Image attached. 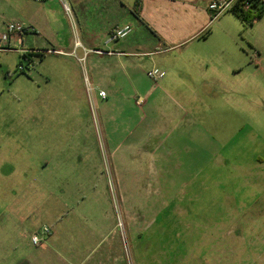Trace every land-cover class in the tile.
<instances>
[{"label": "rangeland", "instance_id": "rangeland-1", "mask_svg": "<svg viewBox=\"0 0 264 264\" xmlns=\"http://www.w3.org/2000/svg\"><path fill=\"white\" fill-rule=\"evenodd\" d=\"M25 1L0 0V36L23 11ZM66 2L67 35L75 44L86 33L85 16L71 0ZM254 25L243 23L233 11L214 19L203 57L217 72L187 78L177 71L176 79L181 80L175 88L186 92L188 102L174 90L163 94L158 83L156 91L163 95L154 111L145 106V96L137 94L133 103L139 99L142 103L137 108L128 103L122 118L116 107L108 105L106 111L88 63L77 61L83 46L70 48L72 56L40 53L30 69L23 54L25 49L41 48L39 42L0 46L1 243L16 247V256H32V237L39 236L41 244L46 228L56 227V217L64 219L61 229L73 231L106 229L111 218V229L123 238L126 264H136L137 240L131 237L139 233L145 236V249L138 254V263L149 264L153 242L160 249L161 264H166L169 242L161 236L179 225L168 217L196 220L188 225L213 229L219 217L215 201L230 195L232 188L246 187L235 172L255 175L254 171L264 170V26ZM144 32L135 29L128 40L151 38ZM169 59L136 57L130 82L151 89L155 83L147 72L155 67L164 70L160 64ZM22 64L26 72H19ZM169 73L163 80L173 75ZM118 81L126 82L124 76ZM110 116L118 120L112 127L128 121L134 137L141 131H136L138 123L145 121L146 128L153 120L157 133L152 140L159 144L156 156L123 152L119 172L112 149L124 136L114 128L112 134L108 131ZM180 165L185 177L192 172L193 184L185 190ZM249 180L254 182L255 177ZM236 196L244 198L243 193ZM183 224L177 229L185 230Z\"/></svg>", "mask_w": 264, "mask_h": 264}, {"label": "crops", "instance_id": "crops-1", "mask_svg": "<svg viewBox=\"0 0 264 264\" xmlns=\"http://www.w3.org/2000/svg\"><path fill=\"white\" fill-rule=\"evenodd\" d=\"M71 1L73 7L79 9L85 16L86 33L83 39H78L75 44L73 36L67 35L65 25L67 10L63 1H25L23 11H20L13 21H21L26 26L22 45L30 42L41 44V48L25 49V51H35L27 61L29 64H34L38 54L43 52L44 55L72 56L75 47L83 46L85 51L77 61L81 63L80 59L85 58L84 63H88L96 87L107 92L106 98L101 97L105 109L108 105L116 107L120 111L121 118L125 107L131 101L133 103V96L137 94L145 96V106L150 110L159 101V95L166 94L170 90H174V94H177L182 102H188L189 98L185 97L186 92L175 88L181 80L179 77L176 79L177 71L179 75H185L187 78H194V75L202 78L200 73L203 74L204 71L217 72V67L211 64L210 59L203 57L209 49L207 45L209 36L214 32V29L210 28L214 15L209 10L211 0H142L140 7L136 4L137 0H134V4L128 0ZM261 2L264 4V0ZM50 3H54L56 7L50 6ZM137 7L138 15L134 13ZM257 22L261 23V28L264 26V14L251 26ZM97 23L98 28L95 29ZM126 25L132 27L129 36L135 29H141L151 33V38L128 40L127 37L119 42L107 43L113 30ZM12 42L19 44V38H14ZM56 44L60 49L55 47ZM48 45L53 47L47 48ZM70 48L73 49L72 52ZM96 50L104 53H97ZM163 55L171 59L168 63L160 65L165 68L164 70H168V73L165 71L166 76L170 74L169 72L173 74L167 81L163 80L165 76L158 82L162 83L161 91L165 93L156 91L158 83L153 84L149 89L142 84L139 85L140 83L130 82L129 70L135 65L136 57H148L153 60ZM120 76H124L126 82L118 81ZM182 83L186 88H192L187 81ZM192 93L195 94L193 91ZM136 105L137 102L133 103L135 108ZM171 117H169L170 121H172ZM107 120L108 131L111 134L114 128L116 134L120 133L124 136L122 140L119 137L118 144L112 149L113 159L118 162L119 172L121 160L124 158L123 152L137 151L151 157L156 156L159 144L155 146L152 140L157 133L153 120L146 128L145 121L137 124L136 131L141 129L137 137H134L136 132L129 131L128 121L125 123L126 121L122 120L120 128H117L112 127L113 122L118 121L117 118L114 120L110 116ZM109 143L115 141L110 139ZM158 158L160 159V156ZM179 169L183 175L185 170L181 165ZM191 173L185 174L186 177L183 175L184 190L193 184ZM254 174L247 170L235 172V176L246 181V187L243 190L238 187L232 188L230 195L225 193L226 195L215 201L219 217L213 229L202 224L198 227L188 225L196 223V220L193 222V220L180 219L175 215L174 220L170 219L171 216L168 217L170 221L179 225L175 230L168 231L166 236H161L167 238L169 242L166 264H264V170L254 171ZM252 176L255 177L254 182L249 180ZM242 193L244 198H237L236 194L240 196ZM59 218H55L58 220L56 227L47 234L40 245L36 246L32 237L31 243L35 248L32 256L31 253L28 256L24 254L16 256V247L0 241V264H126L127 258L122 254L123 238L120 232L111 229V218L106 229L89 230V227L85 231L61 229L65 222L64 219ZM182 222L187 224L185 230L177 229L182 227L180 225ZM131 238L137 240L135 254L136 264H139L138 254L144 252L145 236L139 233ZM153 245L154 243L150 242L149 248L152 249V254L149 255V264H161L160 249Z\"/></svg>", "mask_w": 264, "mask_h": 264}, {"label": "built area", "instance_id": "built-area-1", "mask_svg": "<svg viewBox=\"0 0 264 264\" xmlns=\"http://www.w3.org/2000/svg\"><path fill=\"white\" fill-rule=\"evenodd\" d=\"M64 2L65 8L67 11H70V7L67 4L66 0H61ZM142 1V0H138ZM238 0H211L209 3V10L214 13V19L218 18L222 14L228 11H234L235 6L237 4ZM251 3L247 0L244 2V10L247 11L251 8ZM213 19V20H214ZM26 26L23 22L15 20L12 22H9L6 26L5 32L0 36V46L1 47H11L13 45V39L19 38V44H22V36L25 34ZM132 33V27L130 25H126L120 28H116L113 30V32L110 34L107 43H115L119 42L121 40L126 39L129 37V35ZM0 47V48H1ZM2 49V48H1ZM35 51H25V53H33ZM50 53H56V51H49ZM95 52L103 54V51L96 50ZM87 55V54H86ZM80 61H85V58L80 59ZM33 63L29 64V69L33 67ZM19 72H26V67L22 64L19 67ZM147 76L155 83L157 84L161 79H163L166 76V72L159 69V68H153L147 72ZM99 97L106 98L107 92L105 90L99 91ZM138 104L142 103V99H139ZM50 230L46 228L45 233H50ZM41 238L39 236L34 235L33 236V243L35 245L40 244Z\"/></svg>", "mask_w": 264, "mask_h": 264}, {"label": "trees", "instance_id": "trees-1", "mask_svg": "<svg viewBox=\"0 0 264 264\" xmlns=\"http://www.w3.org/2000/svg\"><path fill=\"white\" fill-rule=\"evenodd\" d=\"M247 1V0H246ZM251 3V8L247 11L244 10V2L245 0H238L234 9V13L238 16L241 21L245 24L252 25L255 21L259 20L261 16L264 14V4H262L261 0H248ZM138 7H140L141 1H136ZM138 7L135 9V14L138 15ZM214 19V15L212 17ZM33 53H24L23 57L25 59H31Z\"/></svg>", "mask_w": 264, "mask_h": 264}]
</instances>
